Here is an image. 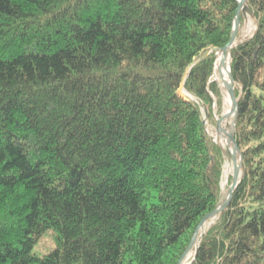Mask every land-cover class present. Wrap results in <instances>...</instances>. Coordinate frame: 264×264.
Here are the masks:
<instances>
[{
	"label": "trees",
	"instance_id": "obj_1",
	"mask_svg": "<svg viewBox=\"0 0 264 264\" xmlns=\"http://www.w3.org/2000/svg\"><path fill=\"white\" fill-rule=\"evenodd\" d=\"M246 5L254 31L230 50L242 169L188 264H264V0ZM236 8L0 0V264H178L225 196L230 154L206 125Z\"/></svg>",
	"mask_w": 264,
	"mask_h": 264
},
{
	"label": "water",
	"instance_id": "obj_2",
	"mask_svg": "<svg viewBox=\"0 0 264 264\" xmlns=\"http://www.w3.org/2000/svg\"><path fill=\"white\" fill-rule=\"evenodd\" d=\"M236 1H237V8L233 19L231 36L228 43L219 49L218 58L215 61V67H214L218 74V78L221 81V85L224 89L225 99L229 101L228 111H225L220 117L216 118L215 130L218 137L225 142V145L228 148L230 154V159L233 167L231 174V183L221 203L218 204L212 211H210L205 216H203L200 222L198 223V225L196 226L192 238L188 244V247L184 252V254L182 255V257L180 258V260L178 261V264H182L184 262L186 255L190 251H193L192 259L194 258L198 246L197 243L200 239L201 234L204 232L205 226L207 224L209 225L210 223H212L229 204L232 197V193L239 182V177L242 169L241 154L238 145L236 143V140L234 139L233 136L238 105L234 95V79L230 73V59H231L230 50L236 43V35L240 24V14L243 15L244 19H246L247 16L253 18V13L246 5L247 0H236ZM227 58H228V68L226 70L227 79H225L222 76L220 66L223 67V63ZM229 117L232 118L231 122L228 125V127H225L224 122H226Z\"/></svg>",
	"mask_w": 264,
	"mask_h": 264
},
{
	"label": "rangeland",
	"instance_id": "obj_3",
	"mask_svg": "<svg viewBox=\"0 0 264 264\" xmlns=\"http://www.w3.org/2000/svg\"><path fill=\"white\" fill-rule=\"evenodd\" d=\"M254 28H255V24H254L253 18H251L249 16H247L246 19L243 18V24H242L241 28H239L240 29V34H239L238 38L241 39V38L248 37L254 31ZM236 41H237V39H236ZM213 78L214 79H218V74H217L215 68H214ZM179 90L182 91L181 88ZM227 109H228V105H227L226 99L224 98L222 113L227 111ZM231 119L232 118L229 117L228 120L226 122H224L225 127H228V125L231 122ZM206 128H207V131L209 132V134L215 140L220 142L219 137H218V135L216 133V130H215V126H212L211 124H207ZM220 143L223 146L225 145L224 141H221ZM232 170H233V167H232L231 159L230 160L228 159V160H226V162H225V164L223 166V174H222V181H221L222 192L224 194H226L227 189L229 187V184H230L229 177L232 174ZM206 226H205V228H206ZM54 246H55V244H54V241H53V232L51 230H48L33 245L32 252L35 255L42 256V255H45V254L49 253L54 248ZM192 255H193V251H190L186 255V258H185L183 264H185L186 261L189 260Z\"/></svg>",
	"mask_w": 264,
	"mask_h": 264
},
{
	"label": "bare ground",
	"instance_id": "obj_4",
	"mask_svg": "<svg viewBox=\"0 0 264 264\" xmlns=\"http://www.w3.org/2000/svg\"><path fill=\"white\" fill-rule=\"evenodd\" d=\"M217 63H218V61H217ZM217 63H216V65H217ZM227 68H228V58L224 61V63H223V67L220 66L222 76H223V78H225V79H227V74H226V70H227ZM226 102H227L228 109H229V101H228L227 99H226ZM228 109H227V111H228ZM183 263H184V262H183ZM183 263H182V264H183Z\"/></svg>",
	"mask_w": 264,
	"mask_h": 264
},
{
	"label": "built area",
	"instance_id": "obj_5",
	"mask_svg": "<svg viewBox=\"0 0 264 264\" xmlns=\"http://www.w3.org/2000/svg\"><path fill=\"white\" fill-rule=\"evenodd\" d=\"M186 94L184 93V96H185Z\"/></svg>",
	"mask_w": 264,
	"mask_h": 264
}]
</instances>
